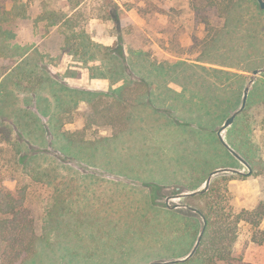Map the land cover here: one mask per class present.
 Masks as SVG:
<instances>
[{
  "label": "rangeland",
  "instance_id": "obj_1",
  "mask_svg": "<svg viewBox=\"0 0 264 264\" xmlns=\"http://www.w3.org/2000/svg\"><path fill=\"white\" fill-rule=\"evenodd\" d=\"M116 1L129 7L124 20L126 40L136 50H143L137 51L139 54L126 51L127 64L131 73L151 81L152 92L130 108L129 118L115 117L112 124L94 126L88 131L95 146L69 144L58 137L48 151L60 161L52 155H40L32 162L55 168L61 179L66 176L74 180L79 194L68 202L52 239L40 241L33 257L15 264H175L168 262L187 257L194 248L189 250L190 237L185 236L184 230H177L175 224L147 226L146 220L167 215L161 209L164 204L173 207L184 202L173 195L181 191L176 186L207 189L213 180L225 175L228 180L221 183V191L227 190L235 208L252 210L264 201V172L260 171L264 161V123L252 124L249 130L244 129V124L228 129L229 125L222 131L226 142L239 145L250 163L237 158L218 136L225 119L240 108L253 70L264 68V41L246 43V47H238L232 41L228 49L203 54L211 27L224 25L214 10L191 0ZM12 2H7L8 8ZM64 3L65 0H23L30 17L17 20L5 40L0 38V46L5 48L4 57L0 56V82L12 86L10 71L3 67L10 65L15 72L16 61L23 58L25 69L49 79L38 90L43 121L51 118L53 106L45 116V104L53 103L51 86L58 88L56 83L118 92L119 86L115 85L128 77L121 67L111 69V57L98 59L94 70L91 61L83 65L82 59L63 49V38L58 32L40 39L45 22L36 21L38 14L46 4L48 8H59L65 7ZM104 3L105 0H87L76 17L95 41L113 46L118 37L112 23L101 18ZM65 10L69 11L68 7ZM205 16L211 21L210 27L202 22ZM255 81L257 88L252 96L257 99L254 107L260 111L264 71L255 76ZM14 97L11 102L17 99L22 103L27 95L14 90ZM32 100L29 101L35 104ZM87 109V103L80 101L74 110V122L66 127L81 128ZM117 111L119 108L113 107L111 114ZM38 134L43 137L36 146L45 149L44 133L41 130ZM222 166L235 171L216 169ZM214 171L206 188V174ZM0 185L17 190L16 197L8 202L18 209H27L38 231L45 233L50 190L20 170L14 153L2 141ZM165 218L162 221L168 219ZM234 253L247 262L264 263V220L258 227L247 220L239 223ZM182 262L186 261L176 263Z\"/></svg>",
  "mask_w": 264,
  "mask_h": 264
},
{
  "label": "trees",
  "instance_id": "obj_2",
  "mask_svg": "<svg viewBox=\"0 0 264 264\" xmlns=\"http://www.w3.org/2000/svg\"><path fill=\"white\" fill-rule=\"evenodd\" d=\"M8 1L0 0V38L3 40H5L9 28L17 25V20L30 17L28 7L25 5L24 8V4H22L23 0H14L11 8L7 6ZM191 1L202 5L207 10H214L216 17L224 24L217 25L215 28L211 27L209 35L205 38L204 45L206 47L203 54H212L214 50L220 48L228 49L229 46L231 47L232 41L238 47H246L244 45L246 43L253 45L256 42L264 41V9L258 0ZM86 2L87 0H65L64 5L68 7L69 11L65 10V7L48 8L49 6L46 4L45 10H42L36 18V21L45 22L44 30L40 32V39H46L58 32L63 38V49L82 59L83 65L91 61L93 62L91 69L94 70L97 68V64L94 66V63H97L98 59H110L111 57L113 59L111 69L115 70L121 67L128 77L122 80L121 85L117 88L118 92L93 91L56 83L58 88L51 86L54 104H45V116L47 109L49 110L53 106L51 118L43 121L40 115L43 113L42 108L38 105L41 98L38 90L43 89L49 79L37 75L35 70L25 69L22 66L24 58L19 62L16 61L15 72L10 68V65L2 66L10 71L9 81L12 86L9 87L8 84L6 86L2 81L0 82V99L4 101L0 104V141L9 146L14 153L16 164L24 174L29 175L37 183H45V186L49 188L50 205L45 213V233L39 232L35 219L27 209L19 208L21 209L19 210L17 206L8 202L16 197L17 190H10L4 185H0V264L23 263L33 257L40 241L48 242L52 239L51 234L60 225L62 215L67 211L68 202L79 194L74 180H68L66 176H62L61 179L55 168L49 167V165H45L43 168L41 165H32V162L40 155H45V157L52 155L60 161V158L48 151V146L58 137L66 140L69 144L95 146L94 139L87 136L88 131H92L94 126L112 124L115 117L118 119L129 118L130 108L136 106L142 96L152 92L151 81L142 75L131 73L132 68L127 64L126 51L137 54H139L137 51H143L136 50L125 38L127 32L124 20L129 7L122 6L116 0H105L101 6V18L112 23L113 29L116 31L115 35L118 37V42L109 46L95 41L88 28L82 26L77 20L76 16L81 12V9L83 10ZM138 9L141 8L138 7ZM202 22L210 27L211 21L207 16ZM4 53L5 48L0 46V56L4 57ZM14 74L15 78L12 79ZM21 80H26V83ZM256 88L257 81L249 90L245 109L239 113L228 129L235 125L240 128L244 124V129L246 127L245 130H249L252 124L264 123V98L260 99L258 105L263 107L260 111L254 107L257 99L253 98L252 92ZM14 90L26 93L27 98L24 102L21 103L17 99L11 102V99L15 98ZM31 99L35 104L29 101ZM80 101L87 103V112L83 114L85 117H83L81 128L77 126L74 130H70L66 125L74 122V110ZM113 107H118L119 111L111 114ZM38 130H42L44 133L45 149L39 148L41 146L39 144V147L36 146L38 139L43 137L38 134ZM219 141L226 147L220 138ZM227 143L246 162H252L238 149L241 148L239 145L236 146L229 141ZM261 167L260 171L264 172V161L261 162ZM219 168H223V166L216 169ZM208 176L209 174H206V179ZM223 180L227 181L228 178L225 175L216 178L207 189H200L199 186L181 189L176 186L181 191L175 192L173 195L183 198L184 202L178 205L175 203L174 206L172 205L173 207L164 204L161 209L168 212L165 215L168 219L165 218L164 221L162 220L165 216L147 218V226L152 223L162 226L175 224L177 230H184L185 236L191 239L189 250L195 246L201 231L205 228L201 242L192 258L186 262L175 264H186L193 261L198 264H254L245 261L242 255H235L234 246L237 240L238 225L242 220H247L256 227L260 226L264 220V201L252 210L235 208L227 190L221 191ZM25 190L26 188L22 189L23 193ZM194 191L197 193L190 195ZM151 205L153 206V204Z\"/></svg>",
  "mask_w": 264,
  "mask_h": 264
},
{
  "label": "water",
  "instance_id": "obj_3",
  "mask_svg": "<svg viewBox=\"0 0 264 264\" xmlns=\"http://www.w3.org/2000/svg\"><path fill=\"white\" fill-rule=\"evenodd\" d=\"M259 1V3H260V5H261V7L264 9V0H258ZM262 71H264V68H255L254 70H253V72H252V74H253V77L251 78V80L248 82V84L246 85V87H245V89H244V95H243V99H242V104H241V106H240V108L239 109H237L235 112H233L226 120H225V122H224V124L218 129V136H219V138H220V140L223 142V144L237 157V158H239L241 161H243V162H245V163H247L234 149H232L229 145H228V143L225 141V139H224V137H223V135H222V131L224 130V129H226L229 125H231L233 122H234V120H235V118H236V116L245 108V106H246V103H247V99H248V94H249V90H250V87H251V85L253 84V82H254V79H255V76L257 75V74H259L260 72H262ZM220 170H232V171H235V170H233V169H230V168H221ZM220 170H217V171H220ZM216 171H214V172H212L210 175H209V177H208V179H207V184H206V188L208 187V185H209V183H210V181H211V178H212V175L215 173ZM197 193V191H194V192H191L190 193V195H193V194H196ZM204 230H205V228H203V230L201 231V234L199 235V238H198V240H197V242H196V244H195V246H194V248L192 249V251L190 252V254L187 256V257H185V258H182V259H175V260H171V261H169L168 263H176V262H181V261H186V260H188L189 258H191L193 255H194V253H195V251L197 250V248H198V246H199V244H200V242H201V239H202V237H203V233H204ZM167 263V262H166Z\"/></svg>",
  "mask_w": 264,
  "mask_h": 264
},
{
  "label": "crops",
  "instance_id": "obj_4",
  "mask_svg": "<svg viewBox=\"0 0 264 264\" xmlns=\"http://www.w3.org/2000/svg\"><path fill=\"white\" fill-rule=\"evenodd\" d=\"M106 83H107V82H106ZM120 85H121V83H118L117 85H115V87H116V86H120Z\"/></svg>",
  "mask_w": 264,
  "mask_h": 264
}]
</instances>
